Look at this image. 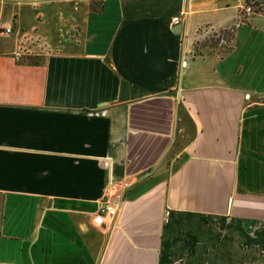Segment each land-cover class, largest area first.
<instances>
[{"label":"crops","instance_id":"1","mask_svg":"<svg viewBox=\"0 0 264 264\" xmlns=\"http://www.w3.org/2000/svg\"><path fill=\"white\" fill-rule=\"evenodd\" d=\"M239 19L236 0H0V264H264V12Z\"/></svg>","mask_w":264,"mask_h":264},{"label":"built area","instance_id":"2","mask_svg":"<svg viewBox=\"0 0 264 264\" xmlns=\"http://www.w3.org/2000/svg\"><path fill=\"white\" fill-rule=\"evenodd\" d=\"M236 8L241 19H239L235 24L242 22V20L256 13L264 12V1L257 0H236ZM177 18H172L173 22H176ZM9 27H4L3 32L8 33ZM227 32H231V27L226 28ZM213 37H219L220 32H210ZM224 39L220 37L219 42H223ZM128 186V182L122 181L119 183L118 188L122 191ZM118 208V200L113 199L109 194H104L97 205V208L91 218V223L94 226H100L107 219L111 221L114 218Z\"/></svg>","mask_w":264,"mask_h":264},{"label":"rangeland","instance_id":"3","mask_svg":"<svg viewBox=\"0 0 264 264\" xmlns=\"http://www.w3.org/2000/svg\"><path fill=\"white\" fill-rule=\"evenodd\" d=\"M212 40L213 39L211 38L210 34L200 38L198 41L194 42V50L199 51L200 48H204L207 51H215L218 53H221L226 50L228 39H224L223 42L218 41L215 44ZM204 43L205 45H203Z\"/></svg>","mask_w":264,"mask_h":264},{"label":"trees","instance_id":"4","mask_svg":"<svg viewBox=\"0 0 264 264\" xmlns=\"http://www.w3.org/2000/svg\"><path fill=\"white\" fill-rule=\"evenodd\" d=\"M220 37L223 38V39H225V40H227L230 37V32L221 31L219 37H216V38L213 37V36H211V38L213 39L212 41L214 42V44L219 41ZM203 45H205V43Z\"/></svg>","mask_w":264,"mask_h":264}]
</instances>
